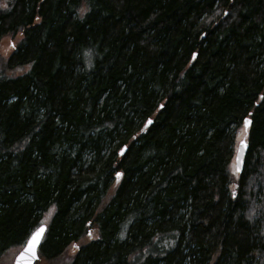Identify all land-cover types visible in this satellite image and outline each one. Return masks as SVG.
I'll list each match as a JSON object with an SVG mask.
<instances>
[{"label":"trees","instance_id":"16d2710c","mask_svg":"<svg viewBox=\"0 0 264 264\" xmlns=\"http://www.w3.org/2000/svg\"><path fill=\"white\" fill-rule=\"evenodd\" d=\"M6 36L0 260L47 224L45 264H264V0H0Z\"/></svg>","mask_w":264,"mask_h":264},{"label":"water","instance_id":"95a60500","mask_svg":"<svg viewBox=\"0 0 264 264\" xmlns=\"http://www.w3.org/2000/svg\"><path fill=\"white\" fill-rule=\"evenodd\" d=\"M247 119L251 120L250 117H246ZM245 126V124H244ZM250 125L247 126V128L245 127V131H248ZM248 150V143L245 139H243L239 145H238V149H237V154H236V158H235V169L238 173L242 172L243 166H244V157L247 153ZM237 157H239V160L237 159ZM238 165H239V170H238ZM43 228V232L40 235L39 238V243L36 245L35 247V254H33L32 251L28 250V242L30 240V238L32 237V234L35 233L37 231V229ZM47 230V225L46 224H42L40 226H38L28 237L27 241L25 242L23 248L19 251V253L16 255V257L14 258L13 264H35L37 262V260L39 259V248L40 245L43 241V238L45 236Z\"/></svg>","mask_w":264,"mask_h":264},{"label":"rangeland","instance_id":"374dc122","mask_svg":"<svg viewBox=\"0 0 264 264\" xmlns=\"http://www.w3.org/2000/svg\"><path fill=\"white\" fill-rule=\"evenodd\" d=\"M9 42H10V37L9 36H6L4 38V40L2 41V43L0 44V59L1 60H4V59H7L9 57V54L11 53V51L13 50V48L10 46L9 47ZM242 131L241 133L239 134L240 135V138H244L243 135H242ZM119 177L116 178V183L114 184V186L118 183L119 181ZM113 186V187H114ZM95 233V232H93ZM97 235V232L95 235H92V237H96ZM21 250V248H15V250L13 251H9L1 260H0V264H13V260H14V257L16 256V254ZM74 246H72L69 251H68V255L70 256H73L74 254ZM37 264H45L44 260L42 259H39Z\"/></svg>","mask_w":264,"mask_h":264},{"label":"snow or ice","instance_id":"6c2138e0","mask_svg":"<svg viewBox=\"0 0 264 264\" xmlns=\"http://www.w3.org/2000/svg\"><path fill=\"white\" fill-rule=\"evenodd\" d=\"M161 107H163V105ZM151 122L152 121L149 120V123H151ZM251 123H252L251 120H249L247 118L244 119V124H245L246 128ZM237 159L239 160V157H237ZM238 170H239V165H238ZM42 232H43V228L37 229V231L32 234V237L30 238V240L28 242V250L32 251L33 254H35V247L39 243V238H40V235H41Z\"/></svg>","mask_w":264,"mask_h":264}]
</instances>
